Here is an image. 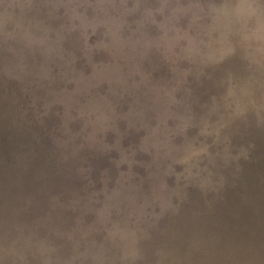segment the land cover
I'll return each instance as SVG.
<instances>
[{
	"label": "rangeland",
	"instance_id": "1",
	"mask_svg": "<svg viewBox=\"0 0 264 264\" xmlns=\"http://www.w3.org/2000/svg\"><path fill=\"white\" fill-rule=\"evenodd\" d=\"M10 207L0 264H264V0H0Z\"/></svg>",
	"mask_w": 264,
	"mask_h": 264
},
{
	"label": "trees",
	"instance_id": "2",
	"mask_svg": "<svg viewBox=\"0 0 264 264\" xmlns=\"http://www.w3.org/2000/svg\"><path fill=\"white\" fill-rule=\"evenodd\" d=\"M7 200H8V198H7ZM36 206H38V207H36ZM21 209H15V215L20 211ZM12 208L10 207L9 209H8V214H6L5 216H2V215H0L1 216V218H0V232H4L5 231V229L7 228V226H8V224H9V220L8 219H6L5 217H8V218H10V219H13V214H12ZM42 210H41V207L39 206V205H37V204H35L34 203V205L32 206V207H30V208H26V209H22L21 211H20V213L18 214L19 215V220H21V219H23V220H25V222L26 221H28V220H32V219H35V217H39V215H37V214H39L40 212H41ZM1 237V236H0ZM39 237H40V239L41 238H44L45 237V234L43 233V232H41L40 233V235H39Z\"/></svg>",
	"mask_w": 264,
	"mask_h": 264
}]
</instances>
